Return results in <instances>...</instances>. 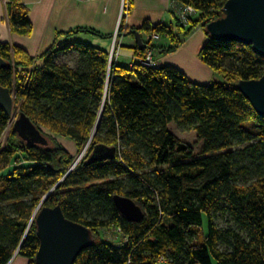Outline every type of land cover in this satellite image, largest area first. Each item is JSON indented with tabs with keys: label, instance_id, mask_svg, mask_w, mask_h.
<instances>
[{
	"label": "trees",
	"instance_id": "trees-1",
	"mask_svg": "<svg viewBox=\"0 0 264 264\" xmlns=\"http://www.w3.org/2000/svg\"><path fill=\"white\" fill-rule=\"evenodd\" d=\"M227 2L173 0V25L129 30L124 19L117 42L139 32L146 45L134 48L128 65L110 63L109 51L80 38H114L91 27L57 32L36 58L0 41L9 65L0 82L47 142L23 139L0 108V142L10 132L7 145L0 143V264L15 254L38 264L40 206H60L68 220L91 230L93 244L75 264H264V118L238 88L264 75V58L250 45L207 33ZM6 4L12 33L31 37L30 8L21 0ZM186 6L195 14L184 22ZM198 27L208 40L200 60L235 86L199 85L171 66L142 64L149 51L175 53ZM70 52L78 57L74 66L60 63ZM172 125L194 131L200 153ZM58 137L78 155L88 146L75 166ZM116 195L140 206V223L119 211Z\"/></svg>",
	"mask_w": 264,
	"mask_h": 264
},
{
	"label": "crops",
	"instance_id": "crops-1",
	"mask_svg": "<svg viewBox=\"0 0 264 264\" xmlns=\"http://www.w3.org/2000/svg\"><path fill=\"white\" fill-rule=\"evenodd\" d=\"M30 8V19L34 27L31 37L13 34L7 15L6 1L0 0V41L11 46L25 49L31 57L43 55L54 43L55 34L73 30L76 27H91L106 35L113 34L119 28L123 0H21ZM133 8L126 15V28L141 29L146 22L152 25H173L175 19L171 13L173 0H130ZM125 18V17H124ZM143 40L149 36L142 32ZM84 42L100 46L110 51L113 39H102L86 35L80 37ZM156 41V40H155ZM205 30L198 27L175 53L159 56L153 53L156 67L171 66L179 69L192 82L209 84L214 72L200 60L199 49L207 42ZM158 42V41H156ZM160 42V43H159ZM159 44H168V40H159ZM122 45L119 63L128 65L135 55L136 37L120 39ZM126 49V50H125ZM205 77L203 81L196 80ZM201 77V78H202ZM196 81V82H195ZM200 82V83H198ZM203 82V83H201ZM204 84V85H206ZM72 143V142H71ZM72 145L76 146L72 143ZM77 150V149H76ZM8 264H29V260L15 254Z\"/></svg>",
	"mask_w": 264,
	"mask_h": 264
},
{
	"label": "water",
	"instance_id": "water-1",
	"mask_svg": "<svg viewBox=\"0 0 264 264\" xmlns=\"http://www.w3.org/2000/svg\"><path fill=\"white\" fill-rule=\"evenodd\" d=\"M224 6L222 18L206 26L210 37L219 42L235 41L250 45L255 53L264 58V0H228ZM135 37L137 45L145 48L141 34L136 32ZM7 68L8 62L0 56V73ZM238 83L241 93L250 101L258 115L264 118V75L260 79ZM15 100V93L0 82V108L9 116V126L14 124L20 136L30 143L46 144L44 136L30 119L25 114L15 111ZM13 116L18 117L14 120ZM98 127L99 124L94 134ZM47 198L48 196L41 203L44 204ZM114 200L119 211L127 219L135 223L143 220L144 212L133 200L118 195ZM40 208L41 206L34 217L40 240V249L36 255L37 263L75 264L79 255L93 244L91 230L68 220L60 206L43 207L41 210ZM24 241L25 239L22 244Z\"/></svg>",
	"mask_w": 264,
	"mask_h": 264
},
{
	"label": "rangeland",
	"instance_id": "rangeland-1",
	"mask_svg": "<svg viewBox=\"0 0 264 264\" xmlns=\"http://www.w3.org/2000/svg\"><path fill=\"white\" fill-rule=\"evenodd\" d=\"M131 2H130V0H123V6L121 7V16H120V24H119V28L117 29V31L115 32L116 34H115V36L117 35V37L119 36V29H120V26H121V24H123V20L124 19H126L127 17H126V11H128V7H129V4H130ZM125 17V18H124ZM123 28H126V24L124 25V27ZM205 34H206V31H205ZM114 36V37H115ZM120 44V43H119ZM201 48H202V46H201ZM201 48L199 49V52H200V50H201ZM113 49L111 48L110 49V62H113V60H111V57H112V55H114V51H112ZM126 50V49H125ZM121 51H122V49L120 48L119 49V54H121ZM150 52V51H149ZM77 59H78V57H76V55L74 54V53H72V52H70V53H66V54H63V55H61V56H59V62L60 63H63V64H68V65H70V66H74V64H75V62L77 61ZM152 59H154V57L152 56ZM202 76H200V77H198L199 79H197L196 78V80H198V81H203L204 79L203 78H205V77H202ZM211 80H210V82H209V84H206V83H203V82H201V83H203V84H206V85H212L213 83H217V84H220V85H226V86H231V87H233V86H235L237 83H231V82H229L227 79H226V77L223 75V74H220V73H215L214 74V76L212 77V78H210ZM196 82V81H195ZM198 83H200V82H198ZM15 111H17L18 112V110L15 108ZM19 116V115H18ZM18 116H16L15 118H14V120H16L17 119V117ZM13 120V121H14ZM12 126V125H11ZM10 126V127H11ZM171 129H172V131H174V133L179 137V139L180 140H183V141H185L186 143H188L190 146H194V150H195V152H197V153H200V149H201V147H200V145L198 144V142L199 141H197V137H196V133L194 132V131H187V130H183V129H179L177 126H175V125H172L171 126ZM45 132V131H44ZM9 130H7L4 134H3V136H2V140H1V146L2 147H5L6 145H7V143H8V141H9V138H8V136H9ZM47 133V132H46ZM48 134H49V132H48ZM56 140L57 141H59L64 147H66V149L69 151V152H71L72 153V155H74L75 157H76V160H75V163L73 164L74 166L83 158V156L85 155V152H86V150L88 149V146H87V148L85 149V150H83L79 155H78V152H77V150L75 149V147L72 145V143H71V141H68V140H66V139H64V138H61V137H58V138H56ZM78 155V156H77ZM72 168H74V167H72ZM206 220L207 219H205V225H206ZM206 227V226H205ZM121 242V236H119L118 237V240L117 241H115L116 243H118V242ZM23 257V256H22ZM24 258V257H23ZM26 259V258H25Z\"/></svg>",
	"mask_w": 264,
	"mask_h": 264
},
{
	"label": "built area",
	"instance_id": "built-area-1",
	"mask_svg": "<svg viewBox=\"0 0 264 264\" xmlns=\"http://www.w3.org/2000/svg\"><path fill=\"white\" fill-rule=\"evenodd\" d=\"M6 1V0H4ZM195 14V10L192 7L186 6V8H182L181 12H180V18L184 20V22L188 21V17L190 15ZM154 39H159L158 35H154L153 36V40ZM113 46H112V51H114V55H112L111 60L116 61L118 60L121 55L119 54V49L121 48V44H119L117 42V35L114 37L113 42H112ZM153 54L151 52L148 53L147 57L142 61V64L144 65H149L152 67H155L156 64L154 63V60L152 59ZM112 63V62H110Z\"/></svg>",
	"mask_w": 264,
	"mask_h": 264
},
{
	"label": "bare ground",
	"instance_id": "bare-ground-1",
	"mask_svg": "<svg viewBox=\"0 0 264 264\" xmlns=\"http://www.w3.org/2000/svg\"><path fill=\"white\" fill-rule=\"evenodd\" d=\"M14 116H15V115H14ZM14 116H13V119L15 118Z\"/></svg>",
	"mask_w": 264,
	"mask_h": 264
}]
</instances>
